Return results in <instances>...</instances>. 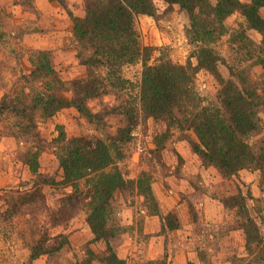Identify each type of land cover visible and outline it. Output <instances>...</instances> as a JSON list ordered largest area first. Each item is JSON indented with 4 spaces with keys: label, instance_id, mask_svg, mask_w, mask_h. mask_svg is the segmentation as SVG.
Here are the masks:
<instances>
[{
    "label": "rangeland",
    "instance_id": "1",
    "mask_svg": "<svg viewBox=\"0 0 264 264\" xmlns=\"http://www.w3.org/2000/svg\"><path fill=\"white\" fill-rule=\"evenodd\" d=\"M0 1L2 3L0 7L6 3L11 6L24 5L28 8L27 13L35 9L38 19L42 17L40 9L38 10L34 5V0ZM54 1L58 3L59 10L66 17H59L60 22H53V24L50 21L37 23L35 18L32 19L31 23H18L12 20L8 12L0 8V79L3 75V70H6L5 73H9L8 70H10L9 76H11L12 87L4 92V94L9 95V99L18 96L24 102H29L39 91L56 90V84L52 80L53 75H46V62L45 58L42 57L43 51L48 54L49 64L56 70V73L63 81V89L58 90L59 94L65 97L72 96L74 82L77 83L87 77L86 66L81 64L79 58H77L78 47H76L73 38V23L71 22L77 10L82 11V13L85 12V0ZM241 1L249 2L250 0ZM153 2L155 5L154 14L137 15L134 23L140 44L149 47L151 50L149 62L155 63L163 56L179 64H186L189 59L196 63L195 57L191 56L193 45L189 42L186 34V28L190 25V17L187 11L180 8L177 3L169 4L164 0H153ZM258 13L264 19V6L258 9ZM245 19V16L240 11H234L224 20L226 32L221 34L213 46L215 51L224 57L223 61H219L217 68L225 77L230 74L228 67L243 69L249 76L251 84L264 88V65L259 62L260 58H264L263 35L251 27H246V34L241 33V26L246 24ZM230 33H234L238 39L243 35V39H239L240 41L232 40L231 42ZM244 36L248 40H245ZM52 39H59L61 42L67 43V47L62 45L60 52H55L54 49L56 47L53 44L52 49L43 44V42H46L49 46V44L56 42ZM41 60L45 65L42 66V69H37V65ZM224 62L226 63L224 64ZM105 70L106 68L104 67L102 71L104 72ZM141 71L142 62L140 59L125 63L120 68L119 73L122 78L131 82L128 89H123L122 92L118 86H107L108 93H102L88 100L90 110L96 112L99 116L101 115V120L100 118H95L92 120L93 122H90L84 114L73 106L64 107L51 116L44 115L41 109H37L33 115L35 127L31 133H24L14 123L16 115H13V112H8L7 110L2 112L0 115V264H15L11 263V256L16 252L17 254L22 253V251H19L21 247L18 246L17 248L16 246L20 245L18 240H14L10 236L11 231H9L8 225H10L9 221L13 222L11 224H25V222L26 224H31L30 221L32 220L29 217L24 218V215H26L24 212L31 211L33 213L31 215L34 216L32 218L42 212L41 218L46 221V219L51 218L52 208H56L57 204H60L59 207L62 209V214L65 213L67 208L73 206L72 208H76L75 214L82 211L87 218V210L84 207L85 202L80 198H75V195L74 197H69L73 187L62 183V169L59 167L56 157L59 143L55 138H58L59 130H62L69 137L81 134L89 137L105 133L115 135L119 128L129 127L125 114L114 112V108L133 101L138 91L135 84L140 79ZM197 86L203 95L211 97L216 92L218 83L209 71L201 69L197 76ZM1 88L3 86L0 87V91L3 90ZM90 103L96 108L95 110L89 105ZM112 108L113 110H111ZM259 117L260 123L261 121L264 123L263 109L259 111ZM135 120L130 127L129 138L125 141L117 142L119 148L121 147L119 152H122V154H119L121 157L118 160L120 169L125 177L127 176L129 179H132L130 177H133V175V179H136L141 171L149 172L151 177L150 184L158 185L162 192L174 194L170 189L166 188L168 182L165 179V175L168 174L166 166L169 167L176 162L180 164L182 156L177 152V149H179L177 144L184 142L191 147L190 140H194L193 133L175 129L167 132L165 131V121L155 120L150 117L139 116ZM262 127L261 135L250 141L253 142V140L255 141L264 134V124ZM11 128L15 132H8ZM30 149L39 152L37 156L38 167L35 172L20 159L21 152L24 155ZM12 154L15 156L12 157ZM19 161H22V165L25 164L27 167L25 169L22 168ZM203 164L208 165L210 163L203 162ZM217 170L219 171L218 168ZM255 170L257 171L254 174L255 176L263 177L259 185V192L262 194L264 192V170L247 168L238 171L237 174L231 177L239 181L238 193L225 200L228 208L237 209L236 218L240 220L241 224H245L251 219L253 225L255 224L254 232L256 231L257 234L262 236V243L257 245L255 249H245L248 253L254 254V257L257 256L258 250L264 256V199L263 197H253L250 184L248 180H245V175L253 176ZM241 177L243 178L241 179ZM143 178H147V175ZM164 182L166 183L164 184ZM174 182L180 185L178 179ZM169 187L171 190L174 189L172 186ZM151 193L154 202L153 200H148V197L145 198V195L141 194V190L136 186H128L124 193L125 200L119 202L118 205H113L114 210L106 225V229L115 232L113 236L126 231L131 232V229L139 230L137 233L138 239L144 242L147 237L141 234L139 228L143 220L138 219L136 226L133 227L121 226L122 224L119 223L120 210L125 207L133 206L138 208V205H144L151 213L158 214L162 219L161 221L168 227L161 229V234L166 238L169 235L167 230L175 228L177 219L173 213L171 215L166 214L162 218L163 214H160V212H152L151 210L155 204L159 210V202L153 193L152 187ZM177 194L185 195L184 186L178 189ZM83 199H87V197ZM199 207V204L197 205L194 200L188 207L193 213L191 215L193 221H198L200 218L197 213ZM81 215L78 214L76 217L79 219ZM198 216L199 218L197 219ZM45 227V230L43 229L41 232L43 234H41L40 241L35 246V248L38 247V250L42 249L44 252L51 248L49 244L50 242L52 244L53 240L49 235L48 226L45 225ZM207 230L202 226L200 228L202 232L199 237L197 233V239L195 238L194 243L197 249L202 251L201 255L203 256L204 254L206 256V250L209 251L207 246L212 245V240H210L212 232ZM194 235H196V232ZM112 237L107 238V240ZM35 248H30V251H37L34 250ZM83 250L85 251L84 259L86 258L87 260L94 256V253L83 246L82 243L73 247L76 256L81 255L83 257ZM138 250H140V247ZM111 251L114 252V250L108 249L107 253L102 257H98V259L105 258L108 264L126 263V259L120 258L115 252V257L121 259V263L116 260L109 262L107 258ZM167 259L168 256L165 252L164 258L156 264H164V260L167 261ZM82 263L83 261L80 264ZM261 264H264V257H262Z\"/></svg>",
    "mask_w": 264,
    "mask_h": 264
},
{
    "label": "trees",
    "instance_id": "2",
    "mask_svg": "<svg viewBox=\"0 0 264 264\" xmlns=\"http://www.w3.org/2000/svg\"><path fill=\"white\" fill-rule=\"evenodd\" d=\"M164 1L177 3L189 14L190 25L186 34L193 45L191 56L195 57L196 63L189 59L186 64H179L163 56L155 63L149 62L151 50L140 44L134 23L137 15L154 14L153 0H85L84 15L72 17V34L78 47L77 58L86 66L87 77L74 82L72 96L58 93L63 89V81L43 51L46 75H53L56 90L39 91L29 102L18 96L9 99L8 94H4L0 101V115L5 110L13 112L16 115L14 123L24 133H31L35 127L33 115L37 109L51 116L64 107L73 106L90 122L95 118L101 120V115L90 110L88 100L108 93L107 86H118L122 92L127 90L131 82L121 77L120 68L125 63L141 60V76L135 84L138 91L132 104L114 108V112L125 114L129 127L119 128L115 135L105 133L89 137L82 134L69 137L59 130L58 138H55L59 143L56 157L62 169V183L73 187L69 197L75 195L85 202L86 220L97 239L107 240L115 235L106 229V225L114 210L112 202L117 188L136 186L145 198L154 202L149 172L141 171L136 179H129L118 165L122 152H119L121 147L117 142L129 138L130 127L139 116L165 121L167 132L173 129L192 132L194 140H190V144L194 152L203 162L218 168L225 177H232L247 168L264 170V134L250 141L262 133L259 111L264 110V88L251 84L243 69L228 67L230 74L225 77L217 68L224 57L213 47L226 32L224 20L234 11H240L246 18L241 33L246 34V27H251L263 35L264 44V19L258 13L264 0ZM239 39L242 40L243 35ZM239 39L230 33L231 42ZM244 39L248 40L245 36ZM259 62L264 65V58ZM44 65L41 60L37 69ZM201 69L209 71L218 83L211 97L198 89L197 76ZM8 132L15 131L11 128ZM38 153L30 149L20 155L34 172L38 167ZM84 196L87 199H83ZM151 211L159 212L156 204ZM249 220L244 224L246 248L253 250L263 238L254 232L255 224ZM37 248L31 257L43 252ZM259 253L258 250L252 264L262 263L264 256L260 253L259 257ZM115 256L111 251L107 260L121 263L122 260Z\"/></svg>",
    "mask_w": 264,
    "mask_h": 264
},
{
    "label": "crops",
    "instance_id": "3",
    "mask_svg": "<svg viewBox=\"0 0 264 264\" xmlns=\"http://www.w3.org/2000/svg\"><path fill=\"white\" fill-rule=\"evenodd\" d=\"M34 5L38 10L40 9L42 14L39 19L38 15L35 14V9L27 13L28 8L24 5L11 6L6 3L0 8L8 12L12 20L18 23H31L32 19L35 18L37 23L50 21L53 24V22H60L59 17H66L59 10L58 3L54 0H34ZM83 15L84 13L80 10L75 13V17ZM29 36L33 37L32 35ZM54 41L56 42L49 44V46L46 42H43V44L51 49L53 44L56 47L55 52H60L62 45L67 47V43L65 44L59 39ZM66 52L69 53L67 50ZM5 71H2L3 75L0 79V87L3 86L1 88L3 90L0 91V99L6 89L12 87L11 76H9L10 70H8L9 73H5ZM89 105L92 109H96L93 104L90 103ZM261 123L263 122L261 121ZM177 147L179 148L177 152L182 156L181 162L180 164L177 162L172 163L169 167L166 166L168 174L165 175V179L168 180L166 188L174 194L160 191L158 185L151 182L153 193L159 202V212L163 214L162 218L166 214L171 215L173 213L177 219L175 228L166 231L167 234L169 233L166 238L161 234V229L168 227L161 221L162 219L158 214L151 213L144 205H138V208L125 207L119 211L121 226L133 227L136 226L138 219L143 220L139 228L141 234L147 238L142 242L138 239L137 233L139 230L134 229H131V232L126 231L117 236H111L112 238L108 240L104 238L97 239L82 211L75 214L76 208L71 206L62 214L60 204H57L56 208H52L51 218L46 219V221L41 218L42 212L32 218L33 215L31 214L33 213L31 211L24 212L26 214L24 218L29 217L32 220L30 221L31 224H26V222L25 224H11L13 222L9 221L10 236L14 240H18L20 245L16 246L17 248L20 246L19 251H22V253L17 254L16 252L11 256V263L80 264L83 261L82 264H108L105 258L98 259V257H102L108 249H112L120 258L126 259L125 264H156L164 258L165 252L168 259L167 261L164 260V264H252L254 254L245 251L244 224H241L240 220L236 218L237 209L228 208L225 204L227 198L238 193L239 181L223 176L213 165H204L199 155L191 149L188 143L179 142ZM14 156L12 154V157ZM19 163L22 168L27 167L25 164L22 165V161H19ZM256 172L255 170L253 176L245 175V180H248L250 184L252 196L255 198L263 197L264 199V192L262 194L259 192V185L263 177L255 176ZM130 178L133 179L134 175ZM177 179L180 181V185L179 183L175 184L174 181ZM169 186L174 187V189L171 190ZM183 186L185 195L177 194L178 189ZM125 191L126 188L115 190L113 205H118L119 202L125 200ZM192 200L200 206L197 210L200 216V218L197 217V219L199 218L198 221H193L191 217L193 213L188 209ZM78 214L84 215L83 217L81 215L78 219L76 217ZM45 225L48 226L49 235L53 239L52 244L51 242L49 244L51 248L31 258L30 248H35L40 241L41 234H43L41 232L46 228ZM202 226L212 232V235L210 234L212 245L207 246L209 251L206 250V256L205 254L204 256L201 255L202 251L194 245L197 233L199 237L202 232L200 231ZM195 232L196 235H194ZM141 238L143 239V237ZM80 243L93 252L94 256L87 260L84 259V250L83 257L81 255L76 256L73 247ZM139 247L140 250H138Z\"/></svg>",
    "mask_w": 264,
    "mask_h": 264
}]
</instances>
